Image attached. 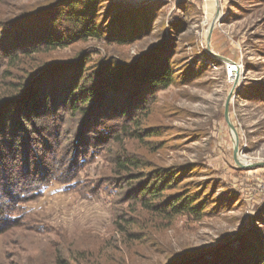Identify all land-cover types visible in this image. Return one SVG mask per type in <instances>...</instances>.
<instances>
[{"label":"rangeland","instance_id":"rangeland-1","mask_svg":"<svg viewBox=\"0 0 264 264\" xmlns=\"http://www.w3.org/2000/svg\"><path fill=\"white\" fill-rule=\"evenodd\" d=\"M52 1L0 0V53L15 52L17 47L39 41L47 20L42 19L45 14H35ZM208 1L108 0L127 13L136 14L130 8L137 10L138 5L146 16L156 14L150 33L132 45L93 40L54 54L66 60L82 50L83 55L90 56L89 70H94L106 58L130 63L149 52L162 41L164 31L169 35L178 20L185 29L184 43L176 45L179 65L175 74H182L175 84L144 104L142 113H131L130 117H138L139 125L131 124L134 118L121 119L119 123L128 130L116 131L119 123H115L113 132L122 135L120 140H110L101 157L82 170L73 187L65 190L58 184L51 186L43 197L25 205L21 220L1 227L0 264H166L177 254L183 255L177 260L191 257L184 264H242L244 257L256 252L257 243L264 242V165L237 170L224 119L225 102L233 85L224 58L242 66V85L264 82V0H219L221 15L210 47L206 38L217 0L214 9L211 6L206 12ZM115 97L119 101V94ZM115 97L109 101L115 102ZM230 110L243 158L264 164V104L236 96ZM66 127L70 125H64L63 130ZM145 128L154 132V137H146ZM61 135L57 150L67 157L75 144L74 133L63 131ZM46 140L42 135L29 144L42 146ZM30 148L31 156L34 151ZM122 154L140 157L147 169L202 164L203 175H188L186 180L197 186L204 184L213 196L208 215L202 221L187 217L168 221L147 211L140 202L123 198L124 191L116 194L114 189H107L105 185L115 180L110 160ZM20 156L13 154L9 166L21 169L24 162ZM35 165L37 161L29 157L27 169ZM15 172L17 176L24 173ZM2 173L0 170V176ZM120 218L135 225L123 224ZM118 223L123 225V233ZM131 230L138 236L129 233L128 237Z\"/></svg>","mask_w":264,"mask_h":264},{"label":"trees","instance_id":"trees-1","mask_svg":"<svg viewBox=\"0 0 264 264\" xmlns=\"http://www.w3.org/2000/svg\"><path fill=\"white\" fill-rule=\"evenodd\" d=\"M107 1L45 3L35 14H45L43 37L25 47H17L15 52L0 53V170L3 172L0 176V229L6 223L21 220L25 205L43 197L51 186L58 184L65 190L73 187L82 170L101 157L106 144L120 140L122 135L113 132V127H117L115 123L134 118L131 124L139 125L138 117H130L131 113H142L144 104L158 92L173 86L177 76L182 74H175L179 65L176 45L184 43L182 35L185 33L179 20L174 22L169 35L162 33L159 44L130 63L106 58L94 70H89L92 68L88 66L90 56L83 55L82 50L74 58L54 57L59 51L93 40L132 45L147 36L156 23V14L146 16L141 6L137 5V10L130 8L136 14L127 13ZM105 4L108 6L102 12L100 9ZM120 32L122 34H118ZM118 94L119 101L115 97ZM237 96L264 104V82L248 87L242 85ZM114 97L116 101L111 102ZM67 124L70 127L63 130ZM146 129L143 131L146 137H154V132ZM62 130L74 133L75 144L67 157L62 156L56 146ZM120 130L128 128L119 123L116 131ZM42 135L47 138L41 142L42 146L29 144ZM29 147L36 153L34 157L28 155ZM15 153L22 154L21 169L9 166ZM29 157L37 161L32 169H27ZM110 162L115 180L105 187L114 189L116 194L124 191L123 198L140 202L147 211L168 221L178 217L202 221L208 215L213 196H209L204 184L197 186L186 180L188 175H203L202 164L147 169L149 166L140 157L130 154L116 155ZM13 171L24 173L17 176ZM120 221L123 222L121 218ZM129 222L124 220L123 224L135 225ZM118 228L124 232L121 223ZM127 233L128 237L129 233L138 236L133 230ZM255 251L252 256L244 257L242 264H264L263 241L257 243ZM181 256H173L166 264H184L191 259L177 260Z\"/></svg>","mask_w":264,"mask_h":264},{"label":"water","instance_id":"water-1","mask_svg":"<svg viewBox=\"0 0 264 264\" xmlns=\"http://www.w3.org/2000/svg\"><path fill=\"white\" fill-rule=\"evenodd\" d=\"M220 13H221L220 1L217 0L216 15H215V18L213 19V21L210 25V28L208 29L207 38H206V42H207L208 47H210V45H211L212 33L216 27L217 22L219 21V18L221 15ZM224 60H226L227 62H232L229 59L224 58ZM235 75L236 76L234 78L233 85H232L230 93L227 97V100L225 102V108H224V119H225L227 127L231 133V137H232L233 161H234L235 166L240 170L256 169V168H260L264 164L251 163V162H246L244 160V158H243L244 151L240 148V135H239V132H238L235 124L232 122V119H231V110H230L231 101L233 98H235L237 96L238 90L242 86L241 78H242L243 72L239 66H238V69H237Z\"/></svg>","mask_w":264,"mask_h":264},{"label":"bare ground","instance_id":"bare-ground-1","mask_svg":"<svg viewBox=\"0 0 264 264\" xmlns=\"http://www.w3.org/2000/svg\"><path fill=\"white\" fill-rule=\"evenodd\" d=\"M214 4L216 5V0H209L207 3H206V6H205V9H206V12H209L210 10V7L213 6L212 10L214 9ZM213 12V11H212ZM210 27H208L209 29ZM236 70H237V67H233L232 68V75H230L229 77L232 78V80L234 79L235 77V73H236ZM234 74V75H233Z\"/></svg>","mask_w":264,"mask_h":264},{"label":"built area","instance_id":"built-area-1","mask_svg":"<svg viewBox=\"0 0 264 264\" xmlns=\"http://www.w3.org/2000/svg\"><path fill=\"white\" fill-rule=\"evenodd\" d=\"M226 65H227V72H228V75L230 76V75H232V68L233 67H237V69H238V66L239 65H237L236 63H234L233 61L232 62H228V63H226ZM239 67H242V66H239ZM237 71V70H236ZM234 75V74H233ZM236 76V75H235ZM231 77V76H230ZM235 78V77H234ZM233 81H234V79H233ZM232 81V82H233Z\"/></svg>","mask_w":264,"mask_h":264},{"label":"crops","instance_id":"crops-1","mask_svg":"<svg viewBox=\"0 0 264 264\" xmlns=\"http://www.w3.org/2000/svg\"><path fill=\"white\" fill-rule=\"evenodd\" d=\"M246 162H248L246 159H244ZM256 175H257V173H256ZM247 179H249L248 177H246Z\"/></svg>","mask_w":264,"mask_h":264}]
</instances>
